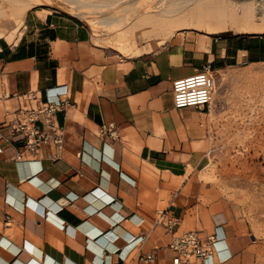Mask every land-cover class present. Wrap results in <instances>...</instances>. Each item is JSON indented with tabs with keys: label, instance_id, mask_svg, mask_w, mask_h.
I'll return each instance as SVG.
<instances>
[{
	"label": "crops",
	"instance_id": "0c3cea01",
	"mask_svg": "<svg viewBox=\"0 0 264 264\" xmlns=\"http://www.w3.org/2000/svg\"><path fill=\"white\" fill-rule=\"evenodd\" d=\"M28 10L17 14L19 31L0 38V264H150L149 255L173 264L171 235L156 225L164 211L180 219L179 232L224 227L207 264H264V202H235L200 177L227 105L177 109L173 93L208 66L264 64V35H249L264 26L197 30L180 19L173 32L209 35L113 62L75 16ZM60 87L72 103L57 115L63 157L46 147L16 161L25 143L12 129L16 112L35 105L24 96L45 102Z\"/></svg>",
	"mask_w": 264,
	"mask_h": 264
},
{
	"label": "rangeland",
	"instance_id": "374dc122",
	"mask_svg": "<svg viewBox=\"0 0 264 264\" xmlns=\"http://www.w3.org/2000/svg\"><path fill=\"white\" fill-rule=\"evenodd\" d=\"M35 1L0 0V38L19 31L20 11L38 6L56 8L87 25L93 34V45L113 62L137 57L181 36L209 35L180 29L173 32L174 22L180 19L197 30L206 25L216 30L237 31L264 26L263 9L255 1L251 4L234 0H193L189 4L179 0H50L41 4ZM120 5L123 8L117 7ZM109 10L117 21L108 26L97 18L78 16L83 12L96 14ZM214 78L216 92L210 106L214 109L227 106L224 114L216 116L210 156L200 177L221 186L235 202H264V64L235 66L216 72Z\"/></svg>",
	"mask_w": 264,
	"mask_h": 264
},
{
	"label": "built area",
	"instance_id": "2783aa9c",
	"mask_svg": "<svg viewBox=\"0 0 264 264\" xmlns=\"http://www.w3.org/2000/svg\"><path fill=\"white\" fill-rule=\"evenodd\" d=\"M214 75L215 72L208 66L191 77L175 81L173 84L175 107L177 109L209 107L216 92ZM56 90L58 92L48 97L45 102L40 101L34 92L24 96L28 102H34L35 105L16 112L12 129L25 141L15 155L16 161L22 162L26 154L37 155L46 147L54 150L52 160H60L63 157L65 132L57 121V115L66 111L72 103L66 97V87ZM110 135L115 138L116 132ZM156 225L163 226L171 235L169 248L174 254L173 264H207L215 256L217 244L227 238L222 225L215 226L213 233L208 237H204L198 231L179 232L180 219L170 211L162 212ZM142 241L143 237L134 239L133 246H138ZM142 261L153 264L156 258L149 255L143 257Z\"/></svg>",
	"mask_w": 264,
	"mask_h": 264
},
{
	"label": "bare ground",
	"instance_id": "6f19581e",
	"mask_svg": "<svg viewBox=\"0 0 264 264\" xmlns=\"http://www.w3.org/2000/svg\"><path fill=\"white\" fill-rule=\"evenodd\" d=\"M72 1V0H71ZM163 2L165 1V0H162ZM179 1H181V2H187L188 4L191 2V1H193V0H179ZM235 2H237V3H239V4H243V3H248V4H251L252 2H256V5H258V6H260L261 7V9H263V12H264V0H234ZM42 2H50V0H36L35 1V3L36 4H41ZM162 2V3H163ZM75 3V2H74ZM81 3V2H80ZM136 3V2H135ZM124 5L126 4V3H123ZM186 4V3H185ZM123 5V6H124ZM164 5V4H163ZM79 6V5H78ZM118 8L119 7H121V8H123L122 7V5H120V6H117ZM181 7V6H180ZM179 7V8H180ZM186 7V5H184L183 4V6L181 7L182 9H184ZM116 8V7H115ZM114 8V9H115ZM124 8H126V7H124ZM127 9V8H126ZM259 9V8H258ZM131 10H132V8H131ZM135 11H136V9H134ZM178 10V9H177ZM260 10V9H259ZM93 11V10H92ZM179 11H181V10H179ZM94 12V11H93ZM262 12V13H263ZM75 13H76V11H75ZM113 12H112V10H109V11H101V12H97L96 14H93V13H87V12H83V13H79L78 14V16L80 17V18H83V19H87V18H97V19H99V20H101V22L102 23H104V24H106L107 26L108 25H110V24H112L113 22H115V21H117V18L116 17H113V14H112ZM119 14V13H118Z\"/></svg>",
	"mask_w": 264,
	"mask_h": 264
}]
</instances>
